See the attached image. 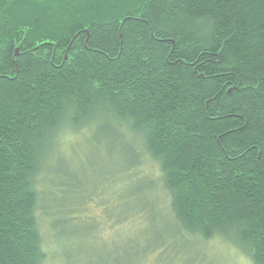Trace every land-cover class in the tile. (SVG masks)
<instances>
[{"label":"trees","instance_id":"obj_1","mask_svg":"<svg viewBox=\"0 0 264 264\" xmlns=\"http://www.w3.org/2000/svg\"><path fill=\"white\" fill-rule=\"evenodd\" d=\"M99 116L157 162L180 235L218 237L264 264V0H0V264L47 262L36 178L61 124L74 132ZM135 148L122 155L128 172ZM64 236L66 259L120 261L117 242L99 256L91 235ZM169 248L129 244L124 264L173 261Z\"/></svg>","mask_w":264,"mask_h":264},{"label":"rangeland","instance_id":"obj_2","mask_svg":"<svg viewBox=\"0 0 264 264\" xmlns=\"http://www.w3.org/2000/svg\"><path fill=\"white\" fill-rule=\"evenodd\" d=\"M106 119L96 117L88 127L74 132L61 124L53 147L46 153L44 165L35 181L38 193L36 215L49 255L45 264H79L98 260L97 257L80 260L73 255L66 259V251L56 245L61 231L65 232L61 241L68 239L80 244L91 235L96 254L117 242L120 251L118 264L127 262L126 257L133 259L126 254L129 244L133 248H153L164 239H170L168 254L169 258L173 257V261L162 260L166 263L252 264L238 249L218 237L201 242L197 238L180 235L168 209V197L164 193L157 162L143 152L141 140L131 133L128 135L122 126L117 125V128L114 122L105 124ZM116 130L123 135L128 149L116 141ZM135 146L137 154H140V165L136 166L135 172H128L126 155L132 151L133 157ZM122 155L126 163L121 160ZM132 161L135 163L137 160ZM115 177L125 180L115 183ZM116 189H121L122 200L118 212L113 208ZM73 204L78 207L80 220L65 224L62 220L68 217L66 209ZM135 211L141 212L142 216L135 214L123 223L115 224V214L123 220L128 212ZM73 230L75 234L69 235ZM152 262L156 261L150 257L148 264Z\"/></svg>","mask_w":264,"mask_h":264},{"label":"water","instance_id":"obj_3","mask_svg":"<svg viewBox=\"0 0 264 264\" xmlns=\"http://www.w3.org/2000/svg\"><path fill=\"white\" fill-rule=\"evenodd\" d=\"M18 55V49H15V56Z\"/></svg>","mask_w":264,"mask_h":264}]
</instances>
